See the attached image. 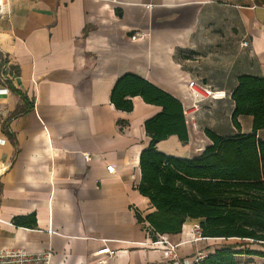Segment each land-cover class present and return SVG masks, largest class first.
I'll return each mask as SVG.
<instances>
[{"label":"crops","instance_id":"obj_1","mask_svg":"<svg viewBox=\"0 0 264 264\" xmlns=\"http://www.w3.org/2000/svg\"><path fill=\"white\" fill-rule=\"evenodd\" d=\"M0 13V249L51 252L39 264H173L164 248L195 261L218 238L179 232L152 239L142 217L155 210L137 185L144 121L161 107L131 97L110 102L119 75L135 73L178 99L195 82L214 93L158 150L193 157L210 144L204 128L248 133L231 123L241 74L264 76V0H7ZM134 35V38H132ZM247 41V46H242ZM7 79L2 80L1 76ZM186 118V117H185ZM264 139V129L257 131ZM89 153L85 161L83 154ZM112 165V173L106 170ZM34 215L35 225L13 223ZM102 247L113 251L94 254ZM101 261V262H100Z\"/></svg>","mask_w":264,"mask_h":264},{"label":"trees","instance_id":"obj_2","mask_svg":"<svg viewBox=\"0 0 264 264\" xmlns=\"http://www.w3.org/2000/svg\"><path fill=\"white\" fill-rule=\"evenodd\" d=\"M133 96L161 107L144 121L150 141L139 154L137 190L155 210L145 217L136 212V218L147 223L150 237L177 233L193 220L202 237L235 241L218 245L192 264H240L237 257L245 254L264 258V251L239 241L264 244V139L257 136L264 129V76L241 74L231 92L232 125L239 131L238 117L250 116L251 131L224 136L204 128L210 144L193 157L168 155L156 147L173 134L187 142L181 102L135 73H122L111 88L110 102L129 112ZM13 223L33 226L35 218L16 216Z\"/></svg>","mask_w":264,"mask_h":264},{"label":"built area","instance_id":"obj_3","mask_svg":"<svg viewBox=\"0 0 264 264\" xmlns=\"http://www.w3.org/2000/svg\"><path fill=\"white\" fill-rule=\"evenodd\" d=\"M7 0H0V13L5 10ZM134 38V35H132ZM247 41H242V46H247ZM2 80H6L7 76L2 75ZM189 93L193 99V102L190 107L184 109V115L187 120L194 119V113L197 110L198 104L200 101L207 99L214 92L209 89H204L203 86L195 82H190L188 85ZM7 91L6 88L0 89V94L5 93ZM84 160H90V154H83ZM106 170L110 173L114 171V167L112 165H106ZM191 233L193 240H198L201 238L200 228L198 224H195L191 227ZM108 253L109 255H113L114 252L109 250L107 247H102L94 252V254H103ZM164 254L168 257L173 264H191L189 259H180L178 256L174 245H170L164 248ZM203 256V253L197 252L194 256L193 260H198ZM51 257L50 251L40 252V253H29L24 249L20 248H10V249H0V264H39V263H48ZM101 262V261H100Z\"/></svg>","mask_w":264,"mask_h":264},{"label":"rangeland","instance_id":"obj_4","mask_svg":"<svg viewBox=\"0 0 264 264\" xmlns=\"http://www.w3.org/2000/svg\"><path fill=\"white\" fill-rule=\"evenodd\" d=\"M233 241H235V240H233V239H230V240L220 239V240H218L217 245H220L223 243H232ZM239 241L240 242L244 241L245 243H248V245H250V247L264 251V244L251 242L249 240H239ZM237 258L239 259L240 264H264V258H262L260 256L245 254V255H239Z\"/></svg>","mask_w":264,"mask_h":264}]
</instances>
